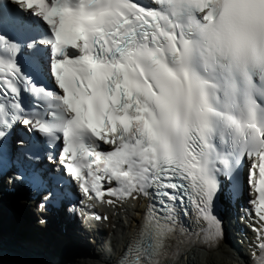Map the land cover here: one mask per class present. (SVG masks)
<instances>
[{
    "label": "snow or ice",
    "instance_id": "obj_1",
    "mask_svg": "<svg viewBox=\"0 0 264 264\" xmlns=\"http://www.w3.org/2000/svg\"><path fill=\"white\" fill-rule=\"evenodd\" d=\"M53 145L89 200L148 199L118 264L219 248L242 190L264 264V0H0V163L42 210Z\"/></svg>",
    "mask_w": 264,
    "mask_h": 264
},
{
    "label": "bare ground",
    "instance_id": "obj_2",
    "mask_svg": "<svg viewBox=\"0 0 264 264\" xmlns=\"http://www.w3.org/2000/svg\"><path fill=\"white\" fill-rule=\"evenodd\" d=\"M16 188L17 194L6 193L5 188ZM25 187L17 184H2L0 185V214L6 215L3 221V229L8 233V222L17 223L16 227L9 229L10 237L3 238L0 234V247L6 252L1 253L0 257L6 255L5 253H14V247L22 248L27 253H35L36 255H44L52 264H88V263H102L104 261H111L120 255L123 244L129 240L134 234V231L142 218L144 205L141 201L134 202L133 205L126 203L123 208L111 210L104 204H96L89 201L88 207L84 208L83 212L77 214L80 216V221L86 228V235L84 233L81 238L75 228L74 223L70 218L63 220L57 225H52L46 231V225L41 226L36 223L31 214V208L28 204L31 203L25 194ZM2 195L4 197H2ZM86 202V201H85ZM29 208V209H28ZM33 209V208H32ZM101 213L109 217V223H97L91 218V214ZM116 212H119L117 214ZM34 213V212H33ZM14 217V220H12ZM34 218L37 221L36 214ZM14 221V222H13ZM30 222H34L31 225ZM226 223L233 225L231 220H226ZM65 227L66 233H61L58 226ZM109 226V235L105 232L106 227ZM75 233H74V231ZM26 231L25 237L27 240L21 242V233ZM92 233V234H91ZM90 234V235H89ZM87 238H93L96 244L95 248L89 249L85 244ZM250 245V243H249ZM248 245L245 246V254H250ZM14 251V252H12ZM52 252L55 255H52ZM33 253V254H34ZM105 263V262H104ZM26 264H29L27 261ZM178 264H247L244 258L240 259L236 252L232 249L229 243H223L219 248L208 251L191 249Z\"/></svg>",
    "mask_w": 264,
    "mask_h": 264
},
{
    "label": "rangeland",
    "instance_id": "obj_3",
    "mask_svg": "<svg viewBox=\"0 0 264 264\" xmlns=\"http://www.w3.org/2000/svg\"><path fill=\"white\" fill-rule=\"evenodd\" d=\"M6 215L7 214H3L2 212H1V214H0V234H1V232H2V234H1V236L5 239V238H8L9 239V237H10V232H9V229L13 226V227H16L17 226V223L16 222H14L13 224H12V222H8V233H9V235L7 234V233H5V229H3V225H4V223H3V221L6 219ZM12 220H14V217H13V219ZM31 220H33V218H31ZM31 223V225H34L35 223L34 222H30ZM107 230V229H106ZM105 230V231H106ZM109 230V229H108ZM21 233V242H23V241H25V240H27L28 238H26L25 237V235H24V231H22V232H20ZM106 232H103V234H105ZM107 234V236L109 237L110 235H109V233L107 232L106 233ZM104 240H106V237L104 238ZM93 245L94 244H88V247H90V246H92L91 248H93ZM52 255H55V253L54 252H52Z\"/></svg>",
    "mask_w": 264,
    "mask_h": 264
},
{
    "label": "water",
    "instance_id": "obj_4",
    "mask_svg": "<svg viewBox=\"0 0 264 264\" xmlns=\"http://www.w3.org/2000/svg\"><path fill=\"white\" fill-rule=\"evenodd\" d=\"M33 259H34V258H33ZM33 259H32V260H33Z\"/></svg>",
    "mask_w": 264,
    "mask_h": 264
}]
</instances>
